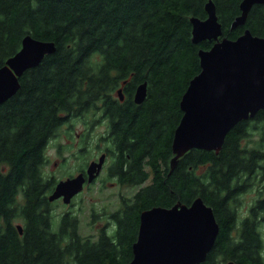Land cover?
I'll list each match as a JSON object with an SVG mask.
<instances>
[{
    "label": "trees",
    "instance_id": "16d2710c",
    "mask_svg": "<svg viewBox=\"0 0 264 264\" xmlns=\"http://www.w3.org/2000/svg\"><path fill=\"white\" fill-rule=\"evenodd\" d=\"M211 1L221 37L235 39L248 29L264 38V4L231 28L241 0ZM207 2L0 0V67L26 35L55 44L0 104V264H128L141 211L197 197L219 227L201 264H264V220H258L264 218V110L238 122L218 153L194 148L170 166L181 95L200 70L197 51L214 43L191 40L190 18L205 19ZM142 82L146 97L136 104ZM76 122L84 129L74 146ZM101 124L106 130L91 135ZM87 141L94 149H82ZM98 145L113 156L107 177L146 186L117 209L101 206L98 216L113 221L110 230L97 226L95 235L82 236L77 217L56 214L47 199L61 179L46 171L47 151L51 146L87 162ZM251 191L256 195L242 216L240 197Z\"/></svg>",
    "mask_w": 264,
    "mask_h": 264
},
{
    "label": "water",
    "instance_id": "95a60500",
    "mask_svg": "<svg viewBox=\"0 0 264 264\" xmlns=\"http://www.w3.org/2000/svg\"><path fill=\"white\" fill-rule=\"evenodd\" d=\"M256 4H264V0H241L240 14L231 28L243 26ZM205 11V19L190 18L191 40L195 44L203 40L214 43L209 49L197 51L200 70L181 95L182 115L173 131L171 167L194 148L218 153L227 133L238 122L264 110V38L248 29L235 39L221 37L222 27L211 0L205 4ZM54 51V42L24 36L19 50L0 67V104L16 93L24 71L37 66L45 55ZM146 90V82L135 88L136 104L144 101ZM117 93L122 99V90L118 89ZM103 158L101 155L99 161H92L85 176L78 173L58 181L48 201L61 199L69 204L83 185L98 175ZM16 228L21 234L22 226L17 224ZM218 230L212 208L200 197L189 205L153 206L139 214L137 239L132 244V259L128 264H201Z\"/></svg>",
    "mask_w": 264,
    "mask_h": 264
},
{
    "label": "rangeland",
    "instance_id": "374dc122",
    "mask_svg": "<svg viewBox=\"0 0 264 264\" xmlns=\"http://www.w3.org/2000/svg\"><path fill=\"white\" fill-rule=\"evenodd\" d=\"M116 94V93H115ZM103 125H99L95 130L99 133L100 130L102 131ZM83 124L80 122H76L75 127L72 130L73 135V144L74 146L81 144V140L79 138V134L81 130H83ZM94 132V131H93ZM66 137L61 139V143L64 144ZM53 144V143H52ZM51 144V146H52ZM49 147L47 154H48V166L46 171L50 174H55L57 178H65L68 176L75 175L77 170L84 166L86 160L77 159L71 155V152L65 151L62 156L56 154V149L54 147ZM94 144L89 143L87 145V150L94 149ZM96 151L92 150L91 154L87 157L92 158L96 156ZM87 159V160H88ZM55 162H57L55 164ZM55 164V165H54ZM106 177L101 173L99 179L92 183L89 187L85 188L81 193H79L74 199L72 200L71 205H65L60 200L54 201L56 206L54 207L55 213L61 215L62 213H70L71 215H75L77 217L78 230L82 234V236H91L95 235L97 231V225L91 226L90 217L92 216V211H96L94 214L98 216L99 210H101V206L103 204L106 205L107 208L114 209L116 206V191L117 188L114 185H110V180H107L106 186H102L103 180ZM261 186V185H259ZM256 193L251 191L249 193L244 194L240 197V212L242 216L245 214V209L249 206L250 202L254 198ZM95 204V205H92ZM92 205V206H91ZM95 208V210H94ZM92 210V211H91ZM262 233H264V226L262 227Z\"/></svg>",
    "mask_w": 264,
    "mask_h": 264
},
{
    "label": "flooded vegetation",
    "instance_id": "af4514ba",
    "mask_svg": "<svg viewBox=\"0 0 264 264\" xmlns=\"http://www.w3.org/2000/svg\"><path fill=\"white\" fill-rule=\"evenodd\" d=\"M134 94V93H133ZM122 96H123V94H122ZM120 99V98H119ZM124 99V96L122 97V99H120V101H122ZM102 125V124H101ZM100 125V126H101ZM103 130L105 131L106 130V128H105V126H103V128H102V131L100 130V132L99 133H101V132H103ZM82 131V130H81ZM93 131L95 132V133H98L97 131H95L94 129H93ZM94 132H91V135L92 134H94ZM85 144L83 145L84 147H82V149H84V150H87V145L89 144V142L87 141V142H84ZM97 147V146H96ZM100 147H102V148H100ZM90 150V149H89ZM95 151L97 152L96 153V156L95 157H92V158H89L88 159V161L87 162H85V165L83 166V167H81V168H79L78 170H77V173L75 174V175H77L78 173H83L84 174V176L86 175V169H87V167H88V165L92 162V161H95V162H97V161H99V158H100V156L101 155H103L104 156V158H103V163H102V166H101V169H100V172L98 173V175L94 178V180L91 182V183H85L84 185H83V189H82V191L85 189V188H87V187H89L92 183H94V182H96L98 179H99V177H100V175H101V173L103 172V175L106 177V179L105 180H103V183H105V184H102V186H106V182H107V180H109L108 178H110V181H111V183L109 182V184L110 185H114V187H116L117 188V191H116V195H115V197H116V206H115V209H117L118 207H119V205H120V203H130V202H132V198L142 189V188H144L145 186H146V180L143 182V183H141L140 185H137V186H124V185H122L121 183H120V181H119V177L117 176V175H115V176H111V177H107V174H108V166H109V164L111 163V160H112V158H113V156L111 157V156H109V153H107L106 152V150H103V145L101 146V145H98V149H95ZM57 162H55V164H56ZM54 164V165H55ZM75 175H72V176H75ZM109 176V175H108ZM68 177H70V176H68ZM66 178V177H65ZM64 179V178H63ZM58 200H60L61 201V199H58ZM71 204H72V201H71ZM71 204H69V205H71ZM146 210V209H145ZM141 213V212H140ZM103 214V213H102ZM260 219H262V220H264V218L263 217H261V216H259V218H258V220H260ZM90 221H91V226L93 227V225H97L98 226V228H100V229H108V230H110L109 228H110V226L109 225H112V223H113V221H110V220H106L103 216H97L96 215V217H90ZM108 225V226H107ZM107 226V227H106ZM138 226H139V223H138ZM264 226V225H263ZM97 228V229H98ZM137 233H138V228H137ZM263 235H264V233H262ZM136 239H137V236H136ZM136 239H135V241H136ZM134 241V242H135ZM133 242V243H134ZM260 251H259V256H260V259H261V262L263 263V260H264V247L262 248V245L260 246V249H259ZM129 263V262H128Z\"/></svg>",
    "mask_w": 264,
    "mask_h": 264
}]
</instances>
